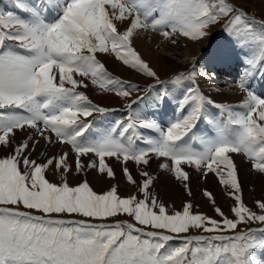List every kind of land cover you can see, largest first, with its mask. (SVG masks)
Wrapping results in <instances>:
<instances>
[{
    "label": "snow or ice",
    "instance_id": "obj_1",
    "mask_svg": "<svg viewBox=\"0 0 264 264\" xmlns=\"http://www.w3.org/2000/svg\"><path fill=\"white\" fill-rule=\"evenodd\" d=\"M13 7L24 15L0 10V148L11 149L0 157V264H264V228L239 230L241 224H264V200L255 201L259 211L244 203L234 160L242 154L252 171L264 175V95L249 84L264 77V19L235 0H16ZM217 24L228 39L206 67L215 75L212 65L241 61L239 104L206 97L193 67L170 77L172 87L152 98L159 106L178 94L179 115L167 126L134 111L165 83L134 47V37L152 30L173 44L177 35L195 42ZM99 53L154 80L144 90L148 95L131 100L141 89L109 73ZM85 79L128 99L127 117L107 121L114 110L79 90L88 86ZM97 117L106 121L102 127L96 128ZM206 119L212 136L198 133ZM28 129L34 135L17 141V132ZM37 136L69 145L74 162L68 152L43 163L33 159ZM109 158L124 165L126 180L143 198L121 197L116 185L97 193L87 179L75 186L67 181L73 169L115 179ZM154 158L165 161L159 167L186 188L188 168L204 177L215 174L233 199L232 218L206 189L203 195L221 219L195 212L190 202L170 212L152 193L150 174L142 170L144 179L137 182L127 167L130 161L150 167ZM53 168L62 177L59 184L47 179ZM121 215L130 220H119Z\"/></svg>",
    "mask_w": 264,
    "mask_h": 264
},
{
    "label": "rangeland",
    "instance_id": "obj_2",
    "mask_svg": "<svg viewBox=\"0 0 264 264\" xmlns=\"http://www.w3.org/2000/svg\"><path fill=\"white\" fill-rule=\"evenodd\" d=\"M235 2L240 4L244 9H246L248 13H254L257 16L264 18V0H235ZM220 28H222V25H219V24L210 27L208 31L209 33H211V35H207L209 36V41L211 40L212 36L219 33ZM142 32L145 33L146 31H142ZM158 34L156 35L159 36ZM219 37H223V40H224L223 42H226L228 39L227 34L223 30ZM148 40H150L149 37H147V41ZM165 41L166 42L168 41L167 43L170 45V47L177 49L178 51L177 55L170 54L169 52L168 53L164 52L166 54L165 55L163 51L161 50V48H158L156 45L153 47V49L159 55L166 56L178 62L179 64H181L182 66H180L179 68L177 67L178 71L185 70L186 68L189 67L192 61L197 59L195 57L197 53L193 55V57L195 58L191 59L190 50L193 47L194 48L191 51L193 52L194 49H198V51L200 52L199 55H201L202 53L201 50L204 47H206V45H204V43H201L200 40L193 42L191 49L188 46V44H186L185 42L183 43L181 39H177V37H176L177 42L175 44H173L171 40H165ZM189 43L192 44L190 40H189ZM168 49H171V48H168ZM156 52L151 53L152 55L151 59L155 57L154 53ZM209 54H211V51H209V53L204 52L200 56V58H198L199 64H200V71H202V73L200 75H197L195 78L197 80L196 84L198 85L200 91L205 96H206L205 93L211 88H214L220 91H225V89L228 88L223 83V81L226 82L227 79H224V77H221V75L217 72V69H215V71H216V74L218 73L220 75L219 79H215L214 76H216V74L213 75L212 77H210L209 75L208 76L205 75V73L208 74L209 72L205 70L207 68L206 64H208L207 61L209 62L211 60V57L206 56ZM141 56L144 59L142 54ZM98 59L102 63L105 64L108 72L111 73L113 76L119 77L124 81L135 84L139 88H141V86L144 87L143 84H147L149 82L156 83L151 78L123 65L122 62H120L114 57V55L99 53ZM201 59H203L202 63H201ZM162 60L164 59L162 58ZM147 61L150 64V61L149 60ZM161 64H164V62H162ZM150 65L154 68V70L157 71L160 78H167L166 85H169L168 83L169 78L172 77L174 74L178 73L176 68H172L171 70L169 68H166V65L157 67L156 64H154L153 62H151ZM212 67H214V65H212ZM85 83L88 86L86 88L81 87L79 90L85 92V94L89 97V99L96 105L110 108V107H115V106L126 105L129 102L128 99L121 98L115 95V93L112 91H104L98 85H93L90 79H85ZM145 87L143 88V90L145 89ZM259 88H262V85L259 86ZM135 94L136 92H133L130 99H132L133 96H135ZM212 100L218 103H225V104L233 105V106H237L239 104V101L237 102L229 98L225 99V97H223V99L222 98L218 99V101L215 99H212ZM33 135H34V130L28 129L27 131H24V132H17L16 139L17 141L25 140L27 139V137L29 138ZM36 139L39 141V143L36 145L35 151L32 153L33 159H37L39 162L43 163L45 159L49 156H54V155L58 156L62 152H68L71 158L70 163L74 162L75 153L71 151L69 145L57 144V143L50 144L54 149L57 150L56 152L52 148L46 149L47 145L45 144L44 141H40V140H43L40 137L37 136ZM10 151L11 149L0 148V157L9 154ZM41 153H44V155L42 156ZM83 159H84V163L86 164L89 163L91 160L90 157H84ZM234 160L238 167L239 179L242 182L243 201L253 211H259L255 205V201L264 200V175H260L252 171L251 164L248 162V160L245 158L244 155L235 154ZM107 162L114 169L116 173L115 179L108 178L106 175H100L96 171H93L91 169H88L86 170V172L78 175L73 169V172L67 176V181L71 185L75 186L76 184L87 179L91 187L93 188V190L96 191L97 193H103L109 190L111 186L116 185L118 188V194L121 197L139 195L140 198H143L141 194H138L137 187L135 185L128 183V181L126 180V177L124 176L122 172V167L124 165L120 161H117L115 158H109ZM163 162L165 161L154 158L150 163V167H144L142 169L140 166H137L134 162L130 161L127 163V167L130 169L132 175L135 177L137 182H142V180L144 179V177L140 175V172L142 170L147 171L150 174V176L153 178V181H154L153 185L151 186L152 193L158 197L160 202L164 203L166 207H168V210L170 212L176 211V210H182L183 205L187 202H190L193 205V209L195 212L206 214L218 220L221 219V217H219L215 213L212 202L203 195V192L206 189L209 192L213 193L215 197V204L219 206L227 216L232 218V213L230 211V208L233 205V199L228 195L225 186L219 183L218 177L215 174L210 173L206 177H204L202 176L201 173L197 172L195 169L188 168L187 171H189L190 173L191 180L190 182H187L188 187L186 188L184 183L177 181L171 172L159 167V165ZM46 176L50 182H54L58 184L62 182V177L55 170V168L47 172ZM189 188L191 190V194H189V191H188ZM125 217L129 218L130 220V217H128L127 215H121L118 217V219H126ZM259 225L260 223L258 222L250 223L246 225L241 224L239 226V230L244 231L248 228H252V226H259ZM191 234L192 235H211V234L201 233L196 230H192ZM178 243L179 241L172 242L173 245L178 244Z\"/></svg>",
    "mask_w": 264,
    "mask_h": 264
},
{
    "label": "bare ground",
    "instance_id": "obj_3",
    "mask_svg": "<svg viewBox=\"0 0 264 264\" xmlns=\"http://www.w3.org/2000/svg\"><path fill=\"white\" fill-rule=\"evenodd\" d=\"M145 38H144V36ZM208 35H211V33H209ZM147 37H149L150 40L147 41ZM177 39H181V41L186 44H188V46L192 47L193 45V42L194 41H191V43H189V39L183 37V36H179L177 35L176 36ZM168 42V41H167ZM165 41L164 38H162L161 35L157 36L156 34L150 32V30L146 31L145 33L141 32L139 33L137 36L134 37V47L137 49V51H139L140 54L143 55L144 59L146 60H149L150 61V64L151 62H153L154 64H156L157 67H160L162 65H166V68H169L172 70V68H176V70L182 66L181 64H179L178 62L166 57V56H162V55H159L154 49L153 47L156 45L158 48H161V50L163 51V53H170V54H176L178 53L177 49H174L172 47H170V45ZM200 42L201 43H204V45L207 46L208 42H209V36H205L203 38L200 39ZM171 43V42H170ZM168 48H171V49H168ZM194 48V47H193ZM192 48V49H193ZM191 49V50H192ZM190 50V56H191V59L195 58L197 55L200 54V52L198 51V49H194V51L192 52ZM213 50V48H212ZM153 52H156L154 53L155 54V57H153V59H151V53ZM214 52V50H213ZM213 52L211 51V54H209V57L212 58V54ZM164 53V54H165ZM197 53V54H196ZM158 54V55H157ZM196 54L195 57H193V55ZM166 55V54H165ZM161 57V58H160ZM162 58L164 60H162ZM146 60V61H147ZM197 60V59H196ZM199 60V59H198ZM234 60V59H233ZM164 62V64H161L162 62ZM203 59H201V63H202ZM148 62V61H147ZM231 65H232V61L230 62ZM217 65V64H216ZM178 67V68H177ZM215 67V65H214ZM230 68V66H229ZM216 69V68H215ZM174 71V70H173ZM172 71V72H173ZM178 71V70H177ZM175 72V71H174ZM218 72V71H217ZM213 75L211 74L210 77H212ZM219 74L217 73L215 77V79H219ZM254 78L258 79V82H257V86H261L264 87V77L260 76V75H256L254 76ZM211 79V78H210ZM225 79V78H224ZM250 80V79H249ZM223 83L228 87L227 89H225V91H220V90H217V89H214V88H211L210 90H208L205 94H206V97H209L211 99H215L218 101V99H223V97L226 98H229L231 100H235V101H241L242 98H243V94L239 91V89L236 87V86H232L229 82V79H227V81H223ZM262 83V84H261ZM222 102V101H221ZM28 138V137H27ZM40 141H44L45 144L47 145L46 149L48 148H52L53 150H55L57 152L56 149H54L50 144H47L45 140H40ZM43 143V142H42ZM41 144V143H40ZM55 144V143H53ZM238 156V155H237ZM248 176V175H247Z\"/></svg>",
    "mask_w": 264,
    "mask_h": 264
}]
</instances>
